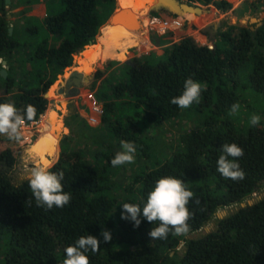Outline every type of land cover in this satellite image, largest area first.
<instances>
[{
    "label": "trees",
    "instance_id": "1",
    "mask_svg": "<svg viewBox=\"0 0 264 264\" xmlns=\"http://www.w3.org/2000/svg\"><path fill=\"white\" fill-rule=\"evenodd\" d=\"M186 1L221 11L232 8L228 0ZM41 2H50L52 10L39 23L27 20L23 29L9 33L6 4L0 0V70L1 60L9 65L6 77L0 75V103L12 102L21 111L34 106V117L22 120L25 123L43 114L48 103L45 92L72 65L73 54L95 40L115 7V0ZM145 2H137L136 9ZM250 6L259 12L264 0ZM183 19L186 16H180ZM146 21L144 17L141 33L128 29L110 38L115 50L119 40L127 38L120 43L122 51L141 52L143 46L135 37L146 38ZM120 57L116 51L101 58L121 61ZM132 61L119 65L95 88L94 97L102 103L98 136L74 149L65 135L60 148L57 143L46 153L49 160H56L51 171L64 173L62 185L71 194L64 207L37 206L28 182L19 180V155L25 151L21 137L0 135V264H63L64 249L88 234L101 241L98 252L86 253L89 264H264V196L219 219L215 229L184 239L183 253L176 249L179 235L150 237L159 222L151 224L141 217L140 225L133 227L116 212L118 189L135 193L143 203L160 177L173 176L194 193L187 205L192 214L188 232H194L218 209L241 203L264 185V18L254 30L226 25L216 34L214 46L186 36L161 55ZM188 78L203 86L201 99L180 109L170 100L182 93ZM234 103L240 105L235 114ZM253 115L261 118L256 126L249 123ZM183 118L195 126L179 132L178 147L170 155L152 161L150 129ZM122 141L134 143L135 154L144 160L123 186L115 178L119 166L110 163L122 150ZM231 143L244 151L238 158L243 180L224 178L217 171L222 145ZM27 151L29 158L40 162L41 155L32 145ZM102 230L110 231V242L103 241Z\"/></svg>",
    "mask_w": 264,
    "mask_h": 264
},
{
    "label": "rangeland",
    "instance_id": "2",
    "mask_svg": "<svg viewBox=\"0 0 264 264\" xmlns=\"http://www.w3.org/2000/svg\"><path fill=\"white\" fill-rule=\"evenodd\" d=\"M39 1L41 2L42 0ZM127 1L128 3L125 4V8L129 10L126 12H130L131 7L136 8L137 2L141 0ZM228 1L231 3L232 8L226 11H221L214 5L201 4L206 13L204 15L202 14L200 20L198 21L200 25L197 26L188 19H183L181 21L179 20L180 16L167 13L165 11H155L149 14V12L145 11V9L139 14V18H137L140 24L139 27L125 25L124 23L118 22L114 27H121L122 32L117 33L115 31L113 32V26H109V24L102 26V29L100 28L101 33L99 32L97 35L95 43L88 44L86 47V50H88L90 54L83 56L81 51H83L84 48L76 52L75 55L77 56L75 59L73 58L72 65L57 75L56 81H58V83L54 88L53 93L46 97L48 103L43 114L33 122L21 123L19 132L22 143L25 145V151L24 154L21 153V155H19L21 159V164L18 165L20 174H24L26 169L32 166L31 164L35 165L37 163L35 160L29 158L30 155L27 148L30 145L38 151L41 157L47 158L46 153L50 150V147L58 143V148H60V141L65 135L69 136V144L74 149H79L84 144L89 145V141L98 136L99 125L102 121V103L94 97L95 88H97L103 78L121 65L125 59L132 60L135 57L151 54L161 55L166 47L172 43L179 42L181 38L186 36L193 37L195 42L198 44H208L212 46L209 41L208 34L201 32V28L212 21H219L222 23L218 29L219 31L220 29H225L226 25L248 26V20L250 17L259 18L261 21L263 20L264 9L259 12H253V6H250V4H253L255 0ZM40 2L27 3L26 0H10L8 6L9 8L6 9L5 12V16L9 21L10 27L20 31L28 24L27 20H33L35 23H37L38 20H41V17L46 12L52 10V4L50 2ZM119 3H121L120 0ZM119 7H122L121 4H119ZM117 9V0H115L113 12ZM144 17L148 18L145 26L147 28L146 38L142 39L138 36L135 37L137 42L143 46L142 51L135 52L130 49L129 53L126 55L124 51H122L120 43L127 38L120 39L115 50L114 46L110 42V38L121 36L124 34L123 32H127L125 30L128 29L141 33L144 28V24L142 23ZM243 20H245V22H242ZM160 24H163V26ZM166 24L169 25L167 26ZM251 26H254V24H251ZM106 31L108 34L104 33ZM99 46H102L101 50L98 48ZM108 46L113 48L114 54L117 51V57H122L121 61L115 59L102 61L103 59L101 57H103V51L107 49ZM77 58L78 62L76 61ZM3 61L5 60H1V69H6L8 73L9 65L7 63L4 64ZM77 66H79V69ZM76 68L81 70L84 74V76L81 75L78 79L75 78L78 80V85L70 83L69 80L70 73H72ZM97 69H101L99 76L98 74H95ZM88 122L92 123L89 125L90 127L87 125ZM41 123H44L45 125L40 127L42 125ZM83 125L91 128V132H86L84 130L83 132H78L72 128L74 126L83 127ZM194 126V121L183 118L177 122H165L163 126L158 128H151V160H163L165 157L170 155L178 147L177 137L179 132L183 129ZM24 133H27V135ZM37 133H39L38 137L36 136ZM143 162L144 160L135 154L134 163L119 166L116 171V180L123 186L129 181L130 175L143 165ZM116 194L118 197L116 212L118 214L121 212V203H141L135 193H128L124 191V189H118ZM263 196L264 185L243 202H246L247 200L257 201ZM239 204L240 203L218 209L213 217L199 230L179 235L180 241L176 248L178 253H183L185 251L184 239L199 237L204 233L215 229L217 221L221 219L220 217H225L229 213L235 211L237 207H239ZM219 214H221V216H218Z\"/></svg>",
    "mask_w": 264,
    "mask_h": 264
},
{
    "label": "clouds",
    "instance_id": "3",
    "mask_svg": "<svg viewBox=\"0 0 264 264\" xmlns=\"http://www.w3.org/2000/svg\"><path fill=\"white\" fill-rule=\"evenodd\" d=\"M202 87L199 82L188 78L184 82L182 93L173 97L170 103L177 105L180 109H187L193 103L200 102ZM239 109V103L231 105L233 114L237 113ZM35 112V107L31 105L21 111L12 102L0 103V135H5L12 140H19V128L22 120H31ZM260 119V116L253 115L249 123L251 126H256ZM121 148L122 150L118 151L110 161L114 167L135 162L136 145L132 142L122 141ZM243 155V149L237 144H223L222 153L217 160V171L224 178L234 181L243 180L245 172L238 163V158ZM55 163L56 160L37 162L35 166L26 169L24 174L19 177L21 182H28L37 206L47 209H52L54 206L62 208L71 200V194L64 191L62 185L64 173L51 171ZM193 197V191L188 189L182 179L173 176L160 177L148 193L146 202L120 204V218L132 222L133 227L140 225L141 217L151 224L159 222L158 226L151 228L149 232L152 239H166L169 232L173 235H184L189 230L188 221L192 215L187 205ZM101 236L105 243L112 239L109 230H102ZM100 244L101 241L94 235L81 236L74 244L64 249L66 258L63 264H89V257L86 253L89 251L98 252Z\"/></svg>",
    "mask_w": 264,
    "mask_h": 264
},
{
    "label": "water",
    "instance_id": "4",
    "mask_svg": "<svg viewBox=\"0 0 264 264\" xmlns=\"http://www.w3.org/2000/svg\"><path fill=\"white\" fill-rule=\"evenodd\" d=\"M5 1V9H8L9 7V3H10V0H4ZM149 2V14L152 13V12H160V11H165L167 13H171V14H174V15H177V16H185V15H193L194 19L195 17H197V15H200L203 11V8H202V5L199 4V3H194V2H188L186 0H147ZM117 5H118V9L115 10L111 15L110 17L108 18L107 22H105L104 24L101 25L104 26L106 24H109V25H116L118 22L119 23H124L125 25H128L126 23V16H127V12L119 7V0H117ZM194 24H195V21L194 20H191ZM242 22H245V20H243ZM262 23L261 19L259 18H256V17H250L249 20H248V27L252 30H254L255 28H257L258 26H260ZM251 24H254V26H251ZM222 25V23H220L219 21H212V22H209L208 24H206L205 26H203L201 28V32L203 33H207L208 34V37H209V41L211 42V44L214 46V42H215V37H216V34L218 32V29L220 28V26ZM100 27V28H101ZM99 28V30H100ZM8 31L9 33L12 32V28L9 27L8 28ZM99 32L101 33V31H98V34ZM97 37V36H96ZM96 41V38L93 42H89V44H94ZM86 47V46H85ZM82 52V51H81ZM77 55L73 54V58L75 59ZM76 61L78 62V58L76 59ZM3 63L5 64L6 62L3 61ZM123 63H126V64H130L132 65L133 64V61L130 60V59H125L123 61ZM80 65V64H78ZM79 66H77L78 68ZM69 67H66V69H68ZM74 69L72 73H70V83H73L74 85H78L75 83V78H79L81 75L84 76V74L82 73L81 70H78V69ZM97 70H100L101 69H97ZM84 72V71H83ZM96 72V71H95ZM0 75L2 77H6L7 75V71L6 69H1L0 70ZM94 77V76H93ZM58 81H54L52 83V85L48 88V90L45 92L44 96L45 97H48L50 96L53 91H54V88L56 87ZM256 201H253V200H247L246 202H241L239 204V207H237V209L233 212H236L238 211L240 208H243L245 207L246 205H251L253 203H255ZM231 212V213H233ZM231 213H229L228 215H230ZM227 215V216H228ZM218 216H221V214H219ZM226 217V216H225ZM221 219L224 218V217H220Z\"/></svg>",
    "mask_w": 264,
    "mask_h": 264
},
{
    "label": "bare ground",
    "instance_id": "5",
    "mask_svg": "<svg viewBox=\"0 0 264 264\" xmlns=\"http://www.w3.org/2000/svg\"><path fill=\"white\" fill-rule=\"evenodd\" d=\"M120 2L121 3H119V4H121V6H122L121 8H123L125 11H128L129 9L125 8L126 7L125 4H127L128 1L127 0H122V1L120 0ZM149 2L146 0V2L144 3V5L142 7H140L139 9H136V11L134 10L133 7H131L130 12H127V16L125 17L126 18V23L128 25H130V26L132 25V26H135V27H139L140 24H139L138 20L135 18V16L137 14H140L144 9H145V11L148 12V10H149V5H148ZM185 16H186V18L189 21L194 20L195 21V25L197 26L198 25V21L200 20V18L202 16V13L200 15H197V17H195V19H194L193 15H191V14L190 15H185ZM109 26H113V32L114 31L117 32V33H121L122 32L121 31L122 30L121 27H114L115 25H109ZM104 33H107L108 34L107 31L104 32ZM123 33H125V32H123ZM98 48L101 50L102 46H99ZM82 53H83V56H87L88 54H90V52L88 50H86V49L83 50ZM113 54H114V50L110 46H108L107 49H105L103 51V56H109V55H113ZM103 59H106V58H103ZM120 59H122V57H120ZM74 81H75L76 84L78 83V80L77 79H75ZM44 160H49V159H47L46 157H41L40 158V162H42Z\"/></svg>",
    "mask_w": 264,
    "mask_h": 264
},
{
    "label": "crops",
    "instance_id": "6",
    "mask_svg": "<svg viewBox=\"0 0 264 264\" xmlns=\"http://www.w3.org/2000/svg\"><path fill=\"white\" fill-rule=\"evenodd\" d=\"M91 124H92L91 122H88L87 125L89 126V125H91ZM88 126H85V125H83V127H81V126H80V127L74 126V127H72V128H73L74 130H77L78 132H79V131H82V132H83V130L86 131V132H88V131L92 130L91 128H89L90 126H89V127H88ZM81 128H82V129H81ZM90 132H91V131H90ZM38 134H39V133L36 134L37 137H38Z\"/></svg>",
    "mask_w": 264,
    "mask_h": 264
},
{
    "label": "built area",
    "instance_id": "7",
    "mask_svg": "<svg viewBox=\"0 0 264 264\" xmlns=\"http://www.w3.org/2000/svg\"><path fill=\"white\" fill-rule=\"evenodd\" d=\"M158 21V20H157ZM21 123H24L23 121Z\"/></svg>",
    "mask_w": 264,
    "mask_h": 264
},
{
    "label": "flooded vegetation",
    "instance_id": "8",
    "mask_svg": "<svg viewBox=\"0 0 264 264\" xmlns=\"http://www.w3.org/2000/svg\"><path fill=\"white\" fill-rule=\"evenodd\" d=\"M135 9V11H136V8H134Z\"/></svg>",
    "mask_w": 264,
    "mask_h": 264
}]
</instances>
